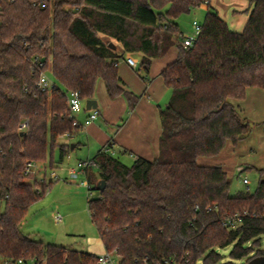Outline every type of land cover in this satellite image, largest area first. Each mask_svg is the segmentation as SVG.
I'll return each mask as SVG.
<instances>
[{
    "label": "trees",
    "instance_id": "1",
    "mask_svg": "<svg viewBox=\"0 0 264 264\" xmlns=\"http://www.w3.org/2000/svg\"><path fill=\"white\" fill-rule=\"evenodd\" d=\"M203 3L51 0L40 8L32 0H0L2 258L25 264L97 260L94 253L44 243L22 230L30 206L53 183L28 181L26 160L50 158L52 166L56 149L59 162L69 154L71 143L62 135L80 128L67 112L66 92L79 89L83 100L95 98L101 79L110 98L123 96L133 110L140 95L120 75V60L141 53L140 68L148 73L153 60L173 47L176 57L161 71L171 96L160 109L159 152L127 164L104 146L97 151L92 160L98 174L94 166L87 170L89 190H99L103 179L106 186L88 199L92 222L106 249L118 253L119 264H246L264 255V167L257 169L253 192L233 195L223 165L199 160L217 156L228 142L236 145L256 124L237 101L248 87L264 90V0H251L240 31L208 7L198 39L187 48L176 20ZM44 70L53 82L47 90L38 85ZM24 122L28 127L21 130ZM229 245L224 260L218 249Z\"/></svg>",
    "mask_w": 264,
    "mask_h": 264
},
{
    "label": "rangeland",
    "instance_id": "2",
    "mask_svg": "<svg viewBox=\"0 0 264 264\" xmlns=\"http://www.w3.org/2000/svg\"><path fill=\"white\" fill-rule=\"evenodd\" d=\"M208 7L217 11L218 14L227 22L231 30L240 31L246 26L252 9L251 0H210V3H203L200 7L193 9L188 13L182 14L176 21L179 24L181 35H189L194 31L193 21L202 22ZM121 45L115 44V49L120 50ZM176 49L175 47L172 50ZM137 60V66L127 64V57L119 62V72L126 74L127 77L133 80L141 81V77H146L147 73L140 68L141 56L139 53L131 54ZM140 76V77H139ZM132 80V81H133ZM135 84V82H133ZM133 83L128 87L135 93L141 95V91L134 89ZM164 83V82H163ZM164 89L165 84H163ZM141 90V89H139ZM165 96L160 98L153 97L154 103L164 107L168 102L171 89L166 90ZM262 93H264V90ZM162 92V91H161ZM160 92V93H161ZM96 99L99 100L100 109L105 110L97 120V124L107 132H112V129H117L118 125L123 124L130 115V109L126 102V109L119 111L118 105L108 104L111 101L103 81L100 79L97 82ZM124 98L123 96H121ZM120 98V97H117ZM125 99V98H124ZM126 100V99H125ZM246 111L253 118H259L264 107V102H257L250 95L245 100ZM238 102V101H237ZM238 103H243L239 101ZM244 107V106H243ZM89 111L84 105L82 113ZM257 120V119H256ZM88 136L83 131H79L72 142L80 144L73 150H70L63 161H58V150L54 152L53 165H50V158L45 161H37L38 171L28 174V181H32L33 177L39 179L41 175H46L45 181L48 183L51 179L53 183L45 188V194L36 200L29 208L25 220L22 224V229L29 232L34 238L43 239L44 242H53L66 246L67 248L85 249L88 244L99 245V234L97 227L92 222L90 212L88 210V199L98 197L100 191L95 189L90 191L89 185L86 183L87 174L79 173L76 177H71L69 170L78 165L81 160L92 158L101 147V143L94 138L88 143ZM65 141V138L62 137ZM70 140V138H68ZM70 143V141H68ZM115 154L120 159L132 164L133 157L129 152L115 151ZM202 163L218 164L221 163L231 178L230 193L236 194L238 191L250 190L253 192L259 182L260 174L258 168L264 167V125L259 119L254 125L252 132L245 139L233 145L228 142L224 149L215 157L201 156L199 158ZM208 161V162H207ZM241 166V167H240ZM240 167V168H239ZM93 172L98 174L96 166L93 167ZM55 172L58 176L51 177V173ZM248 182L245 183L244 179ZM4 201L0 200V212L4 210ZM60 212L64 216V220L58 222L54 215ZM262 248L264 249V235H262ZM231 246L219 248L218 250L224 255V260L228 259ZM7 261L0 256V264H6ZM200 260L198 264H201ZM25 264V263H24ZM29 264H35L29 261Z\"/></svg>",
    "mask_w": 264,
    "mask_h": 264
},
{
    "label": "crops",
    "instance_id": "3",
    "mask_svg": "<svg viewBox=\"0 0 264 264\" xmlns=\"http://www.w3.org/2000/svg\"><path fill=\"white\" fill-rule=\"evenodd\" d=\"M209 3H210V0H209ZM115 44H117V43H115ZM120 48L122 49V47H120ZM139 54L142 57V54L141 53H139ZM129 56L133 57L131 54H129L128 57ZM175 57H176V49L171 50L168 53V55L165 57L155 58L151 64L150 70L147 73L146 77H143V76L141 77L142 83L137 81V79L133 80V78L127 77L123 71H122V73L120 72V75L122 76L123 80L125 81L127 87H128V85H130V83L135 82V84L133 83L134 89H137V91H141V93H140L141 95H140V98H139V101H138L136 107L130 111V115L128 116L126 121L123 124L118 125L117 129L113 128L112 129L113 133L105 131V129H103L100 126V124H97V120H98L99 116H101V114L105 113L104 112L105 110H103V112H102V110L100 109V103H99L98 99H97L98 100V109L100 111L98 118L95 121H93L92 123H90L89 125H87L85 128L79 129L78 132L83 131L87 135L89 134V136L87 138L88 143L91 142V139H93V138L95 140L97 139L96 141H99L101 143L100 144L101 147L99 148V150L103 146L107 145L108 141H111V143H112L111 148L114 151L118 150L119 152H122V153L123 152H129L130 155L133 157V159L138 155H142V156L149 158V159L155 158L159 152V137H160L161 130H162L161 119H160V109L163 107L156 104L157 101L154 103L153 99L155 97L160 98L161 96L162 97L165 96V94L167 92L166 90L170 89L166 85H165L166 88L164 89V86H163L164 83H163V79L161 76V71L165 68V66L167 64H169L171 61H173L175 59ZM135 61L137 63V60H135ZM126 62H127V64H129L128 61H126ZM139 89H141V90H139ZM262 92L263 91H260V88H258V87H255V86L248 87L246 97L243 100H241V102H243V103H239L240 108L242 110V115L244 117H247L249 120H251L255 123L259 119H261V122L264 121V107H262L263 111L259 115V118H253L254 116L249 115V112L246 111V108H245L246 103H244V102H246L245 100H247L250 95H252L258 103L264 102V93H262ZM95 99H96V96H95ZM110 100L111 101H109L108 104L118 105L119 111H121V110L124 111V109H126V106H127L126 102L127 101L124 98H122L121 96H120V98L110 99ZM85 107H86V104H85ZM80 113H82V110L78 113V119L83 121L86 118V116L89 114V111L84 112V114L82 116H80ZM78 132L74 133L73 137H75V135ZM73 137H71L70 140H68V138L64 137L65 141H63L66 143H69L68 141H70L71 145L74 144V147L71 148V150L75 149L80 144L79 142H77V143L72 142L71 139ZM92 158H87V159H92ZM207 164H210V163H207ZM76 167H74V168H76ZM74 168H71L69 170V173ZM57 176L58 175L55 172L51 173V177L56 178ZM39 179L40 180L46 179V175H44V174L41 175L39 177ZM57 213L61 214L60 212H57ZM57 213L54 215L55 220L58 222H60V221L62 222L64 220V216L61 214L62 220H57L56 219ZM90 217H91V215H90ZM26 233L31 235L29 232H26ZM98 234H99V232H98ZM39 240H42L44 242V240L42 238ZM44 243H47V242H44ZM68 249H76V248H69L68 247ZM78 250H80V249H78ZM81 250H85V251L94 253L96 255L104 253L105 251H107V249H106V247H105V245H104V243L100 237V234H99V245L88 244L85 249H81Z\"/></svg>",
    "mask_w": 264,
    "mask_h": 264
},
{
    "label": "built area",
    "instance_id": "4",
    "mask_svg": "<svg viewBox=\"0 0 264 264\" xmlns=\"http://www.w3.org/2000/svg\"><path fill=\"white\" fill-rule=\"evenodd\" d=\"M50 3H51V0H32V4L40 8H47L50 5ZM204 3H209V0H204ZM193 25H194L193 33L189 35H183V38H182V44L187 48L194 45V43L198 39V36L201 32L202 24L200 22H198L197 20H194ZM127 61L132 66L137 65L135 59L131 56L127 58ZM38 62H39V56H36L34 59V63H38ZM40 64L42 65L43 63H40ZM52 84L53 82L50 79L47 71L46 70L41 71L38 85L43 90H47L51 88ZM66 101H67V112L73 120V125H75L76 127H79L80 129L85 128L87 125L95 121L100 114V111L98 108H91L89 109V114L86 116V118L83 121L78 119V113L83 109V105L85 106L86 104V101L83 100L81 97V91L79 89L70 90L66 92ZM27 127H28L27 122H24L20 125L21 130H25ZM73 134L74 133L66 132L62 135V137L71 138L73 137ZM103 149L105 151L115 154V151L108 145H105ZM92 166H95V163L92 159L81 160L78 162L77 167L70 171V176L76 177L81 172H85L87 174L88 168ZM38 170L39 169H38L37 161L33 159L26 160V163H25V173L26 174L35 173ZM244 182L247 183L248 180L245 178ZM86 183L89 185L88 180L86 181ZM56 219L62 220L61 214L57 213ZM170 262L171 261L169 260L165 261L166 264H170ZM23 263H24L23 259H19L15 263L12 261H7L6 264H23ZM93 264H119V255L116 252V250H113V251L107 250L104 253L97 254V260Z\"/></svg>",
    "mask_w": 264,
    "mask_h": 264
},
{
    "label": "water",
    "instance_id": "5",
    "mask_svg": "<svg viewBox=\"0 0 264 264\" xmlns=\"http://www.w3.org/2000/svg\"><path fill=\"white\" fill-rule=\"evenodd\" d=\"M86 108H98V100L95 98L87 99L86 100ZM25 131H22L21 134H24ZM74 147V144L71 145V148ZM106 186V180H101L98 184V189L101 191ZM246 264H264V255H258L251 258Z\"/></svg>",
    "mask_w": 264,
    "mask_h": 264
}]
</instances>
